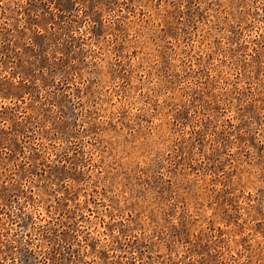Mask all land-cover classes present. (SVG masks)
I'll list each match as a JSON object with an SVG mask.
<instances>
[{"label":"rangeland","instance_id":"rangeland-1","mask_svg":"<svg viewBox=\"0 0 264 264\" xmlns=\"http://www.w3.org/2000/svg\"><path fill=\"white\" fill-rule=\"evenodd\" d=\"M0 264H264V0H0Z\"/></svg>","mask_w":264,"mask_h":264}]
</instances>
